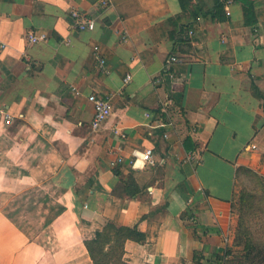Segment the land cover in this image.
<instances>
[{"label":"crops","instance_id":"obj_1","mask_svg":"<svg viewBox=\"0 0 264 264\" xmlns=\"http://www.w3.org/2000/svg\"><path fill=\"white\" fill-rule=\"evenodd\" d=\"M187 1L207 14L180 0H0V264H92L84 239L103 219L146 233L125 242L129 264L226 256L237 170L264 176V0ZM91 94L113 103L97 127ZM147 149L155 163L134 166Z\"/></svg>","mask_w":264,"mask_h":264},{"label":"rangeland","instance_id":"obj_2","mask_svg":"<svg viewBox=\"0 0 264 264\" xmlns=\"http://www.w3.org/2000/svg\"><path fill=\"white\" fill-rule=\"evenodd\" d=\"M227 244L229 255L220 264H264L263 175L250 170H242L238 175ZM249 251L252 262L245 259Z\"/></svg>","mask_w":264,"mask_h":264},{"label":"trees","instance_id":"obj_3","mask_svg":"<svg viewBox=\"0 0 264 264\" xmlns=\"http://www.w3.org/2000/svg\"><path fill=\"white\" fill-rule=\"evenodd\" d=\"M226 1V0H225ZM224 1V2H225ZM182 9L192 19L197 18L200 15H205V12L201 7H194L193 9L189 7L187 0H180ZM224 2L220 3L215 7L212 14V18H218V14L224 8ZM227 14V12H226ZM244 14L246 17V22L254 21V11L252 7H244ZM228 15V14H227ZM256 96L264 100V94L257 89L254 90ZM242 170H248L244 167H239L237 176ZM104 226L101 230H97L91 238L84 239V244L88 250L91 257L92 264H129L124 260L125 254V242L128 239L135 240L139 243L146 241V233L138 228V226H127L120 225L113 220L103 219ZM249 253L245 256V259L252 262V255ZM229 255V249L226 251L225 257H220V262L227 260ZM259 261H262L259 260ZM245 264V263H243Z\"/></svg>","mask_w":264,"mask_h":264},{"label":"built area","instance_id":"obj_4","mask_svg":"<svg viewBox=\"0 0 264 264\" xmlns=\"http://www.w3.org/2000/svg\"><path fill=\"white\" fill-rule=\"evenodd\" d=\"M101 3L107 4L108 0H101ZM226 12L228 15H230L229 10H227ZM71 14H72V17L74 19V26L77 29H79V30H94L95 29L96 21H95V19H93L92 17L87 15V13L80 11L78 9H73ZM190 32L192 33L193 31L191 30ZM39 39H40V37H38V35H36L35 33L31 32L29 34V41L30 42H36ZM6 47H7V43L0 40V51L5 50ZM94 52L100 61L101 68L104 69L105 63H106V58H104L101 55L99 45L94 46ZM176 59L177 58L175 56L172 57L173 61H175ZM131 79H132V75L127 74L125 77V82L128 83ZM89 100L92 101L94 104L93 125H94V127H97L100 124H102L104 121H106L112 115L113 103H112L111 99L106 98V97L97 96L95 94H91L89 96ZM10 116L11 115L6 113V117L9 118ZM114 130L116 132L119 131V127L115 126ZM121 135L123 137H125L126 134L124 132H121ZM135 156H136V159L133 162L134 166L137 164V161H139V159L144 160L146 163H150V164L155 163L152 149H147L143 153H135ZM122 161H123V157L121 155H117V157H115V159H113L111 161V165H112V167H115L118 164L122 163Z\"/></svg>","mask_w":264,"mask_h":264}]
</instances>
